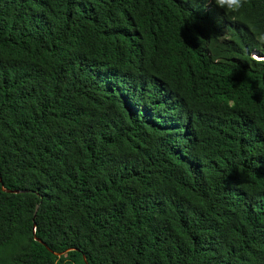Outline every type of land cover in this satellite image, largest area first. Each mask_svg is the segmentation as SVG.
I'll list each match as a JSON object with an SVG mask.
<instances>
[{
    "label": "trees",
    "instance_id": "16d2710c",
    "mask_svg": "<svg viewBox=\"0 0 264 264\" xmlns=\"http://www.w3.org/2000/svg\"><path fill=\"white\" fill-rule=\"evenodd\" d=\"M259 31L264 0H0V264H264Z\"/></svg>",
    "mask_w": 264,
    "mask_h": 264
},
{
    "label": "clouds",
    "instance_id": "9594fccd",
    "mask_svg": "<svg viewBox=\"0 0 264 264\" xmlns=\"http://www.w3.org/2000/svg\"><path fill=\"white\" fill-rule=\"evenodd\" d=\"M212 2L217 7L224 9L226 14L238 15L244 7L246 0H212ZM254 38L257 41V46L259 48H264V31L255 33ZM246 55L251 61L264 63V57L259 56L258 53L248 52Z\"/></svg>",
    "mask_w": 264,
    "mask_h": 264
},
{
    "label": "water",
    "instance_id": "95a60500",
    "mask_svg": "<svg viewBox=\"0 0 264 264\" xmlns=\"http://www.w3.org/2000/svg\"><path fill=\"white\" fill-rule=\"evenodd\" d=\"M0 186H1V189H2V191H7V192H18V190H8V189H5L3 186H2V183H1V178H0ZM37 241H39V242H41L40 240H38L37 239ZM42 243V245L43 246H45V248L47 249V250H49V251H51L43 242H41ZM54 255H56V256H59L61 253H59V252H53V251H51Z\"/></svg>",
    "mask_w": 264,
    "mask_h": 264
},
{
    "label": "bare ground",
    "instance_id": "6f19581e",
    "mask_svg": "<svg viewBox=\"0 0 264 264\" xmlns=\"http://www.w3.org/2000/svg\"><path fill=\"white\" fill-rule=\"evenodd\" d=\"M253 53H255V54H256V52H253Z\"/></svg>",
    "mask_w": 264,
    "mask_h": 264
},
{
    "label": "rangeland",
    "instance_id": "374dc122",
    "mask_svg": "<svg viewBox=\"0 0 264 264\" xmlns=\"http://www.w3.org/2000/svg\"><path fill=\"white\" fill-rule=\"evenodd\" d=\"M259 55V54H258ZM260 56V55H259Z\"/></svg>",
    "mask_w": 264,
    "mask_h": 264
}]
</instances>
